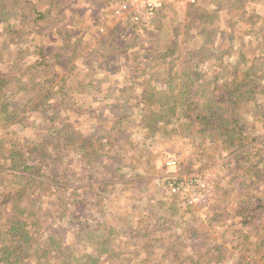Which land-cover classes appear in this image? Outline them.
<instances>
[{
	"label": "rangeland",
	"instance_id": "obj_1",
	"mask_svg": "<svg viewBox=\"0 0 264 264\" xmlns=\"http://www.w3.org/2000/svg\"><path fill=\"white\" fill-rule=\"evenodd\" d=\"M85 1L90 0L69 1L65 11L61 10L62 14L59 11L61 3L51 8L55 30L42 21L38 23L41 26L38 35L27 34L30 23L24 21L18 26L24 32L17 44L10 43L12 58L17 59L20 55L22 59L23 72L16 73V77L23 82L17 94L14 88H7L15 94L13 98H9L7 92L0 101V195L14 187L17 181L8 175L6 157L14 148L11 146L20 144L24 149L31 145L30 142H41L46 137L49 141L57 135L59 125L69 126L82 137L88 132V135L94 134L99 138L100 151L96 152L99 157L93 156L91 161L83 158L89 159L90 163L80 164L78 156L85 150L81 140H71L57 152L60 160L53 166L56 167L54 173L60 175L50 172L46 174L49 179L39 178L52 184L47 187L51 194L40 192L38 195L32 189L35 193L33 199L38 197L42 204L40 207L50 210L54 218L67 213V210L72 215L73 210L74 223H68L67 217L63 218L64 222H54L42 210L40 224L45 228L41 229V236L61 239L66 252L74 249L75 253H82L88 239L86 235L82 236L85 237L82 241L76 238L74 224L83 223L84 228L95 235L100 234L102 228H113V233L124 232L123 237L119 232L114 237L117 238L113 243L117 255L109 261L111 264H142L146 258L142 252L145 248L148 264H264V209L255 208L257 200H264V143L250 149V161L245 172L235 167L233 154L237 151L222 148L219 153L218 144L202 146L200 141L192 144L189 137L183 136L174 126L170 129L176 133L160 138L143 129V125L139 126L143 124L137 115L142 111L138 101L143 89L138 83L152 79V75H147L151 70L150 60L143 59L155 58L153 53L169 42L174 43L178 53L185 49L184 46L190 47L191 37H187L183 29L186 5L193 0H150L162 5L155 16L143 12L141 0L135 4V9L119 14L118 8L127 0L103 1L96 7ZM205 1L201 5L215 12L216 3H228V0ZM49 5L47 0H40L36 9L40 12ZM65 5L67 2L62 7ZM245 7L246 11L253 10L259 17L256 23L250 22L246 28H264V0H245ZM233 11L235 5L232 4L217 11V20L223 24L219 28L223 32L230 30L227 24L232 22L228 13ZM22 14L29 17L27 10ZM134 15H138V20L133 24L131 17ZM30 16L33 17L32 14ZM103 17H107L106 20ZM61 28L63 37L56 33V29ZM64 30L70 34L65 35ZM114 32L121 47L138 50L128 52L127 62L122 56L118 63L112 64V57L105 59L108 53L103 47L106 45L98 46L100 39L109 33L115 36ZM236 40H233L234 44L240 46V39ZM63 44H70L71 51L76 49V56H72L70 61L71 54H64L62 50L61 56L55 57ZM226 45L223 44L224 49ZM35 46L46 52L49 50L47 60H34V55L28 59ZM147 51L150 52L148 57L143 58ZM235 61L233 57L228 63ZM48 73H54V81H50ZM64 76L68 78L67 85H76L83 79L87 80L86 83L93 81L94 86L100 83L99 95L94 98L91 94L81 95L74 86H70L69 89L64 88L67 95L62 97L58 82ZM26 89L32 90L26 92ZM33 92L35 95L30 97ZM45 93H50L49 105L62 107L54 110L57 124L51 121L53 112L44 113V109L35 107ZM55 98H64L63 104ZM258 98L257 103L241 116L246 135L257 137L255 142L264 139V95ZM99 100L102 101L99 103ZM87 104L91 107L86 110L88 106L84 105ZM14 105L18 107L16 111ZM114 105L116 110L110 113V107ZM80 106L84 109L80 110ZM159 108L152 105L147 109L158 111ZM259 109L263 114H258ZM118 116L122 119L116 123ZM153 138L156 143H152ZM140 145L144 147L140 148ZM121 149L125 156L119 159L116 156ZM133 154L139 156L133 158ZM130 156L132 158L129 159ZM33 186L36 191L39 189ZM19 187L23 188L22 185ZM173 187L179 189L176 194H172ZM26 192L24 189L25 197L28 195ZM249 201L252 202L249 203L252 204L249 205L250 210L257 209L255 214L252 212L257 218L249 226H243L236 211L240 207L246 208ZM11 202L0 200V220H9L14 213ZM94 247L89 244V250ZM165 251L166 256H162ZM55 255L54 252L43 255L41 264L63 263L64 256ZM33 261L25 264H35V259ZM105 261L102 259L101 263L105 264Z\"/></svg>",
	"mask_w": 264,
	"mask_h": 264
},
{
	"label": "trees",
	"instance_id": "obj_2",
	"mask_svg": "<svg viewBox=\"0 0 264 264\" xmlns=\"http://www.w3.org/2000/svg\"><path fill=\"white\" fill-rule=\"evenodd\" d=\"M39 1L0 0V101H2V95L7 92L9 93V98H13L15 94L7 91V88H14L13 91L17 94L21 89V82H23L21 78L16 77V73L22 74L23 72V69H21L22 59L20 55L16 57L17 59H13L9 53L10 46L17 44L21 33L24 32L18 26L24 21L30 23V30L25 33L31 35H38L41 31V26L38 23H42V21L46 22L48 28L54 29L52 27L54 21L51 17V8H56L61 3L59 11L62 14L61 10L64 12L69 1L74 0H47V3L50 4L49 7L47 9L44 7L40 12L36 9ZM103 1L110 0H90L85 2H88L89 6L96 7L102 4ZM66 2L67 5L62 7ZM202 2L206 1L202 0ZM202 2L193 0L191 3H187L185 8L186 25L183 32L187 37H191L190 47L184 46L185 49L178 53L174 43L169 42L167 45H163L162 49L160 48L158 49L159 51L156 50L153 53V56L156 55L155 58L148 59L147 55L150 53L148 51L143 53V58L148 57L143 60H150L151 65L149 68L151 70L148 71L147 75H152V79L147 81V83H138L143 89L142 91L140 90L141 95L138 101L142 111L137 114L143 124L139 126L143 125V129L149 131L150 134H156L159 138L165 135L172 136L176 133L175 130L170 129L174 126L179 129L183 136L189 137L192 144L197 143L196 141H200L202 146L207 143L210 146L218 144L219 153H221L222 148L237 151L233 154V159L236 163L235 167L238 171L246 172L248 170L246 165L250 161L248 156L250 149L257 147L259 144L263 146L264 143V139L255 142L257 137L246 135V127L241 123L242 113L248 112L257 103L259 100L258 96L263 97L264 95V28L252 27L247 29V24L250 22L256 23L259 17L253 10L246 11L245 0H228V3H216L217 11L222 10L225 5H235V11L228 13L232 22L227 24V28H230V30L223 32L220 29L223 24L217 20L219 18L218 12H215V10L209 11L207 7L201 5ZM26 10L29 12L28 18L22 14ZM31 14L33 17L30 16ZM106 18L103 17V20H106ZM236 30H238V35H236ZM56 33L63 37L60 35L63 34L62 28L56 29ZM64 34L68 36L70 32L64 30ZM112 34L109 33L107 37H103L105 41L102 38L98 42L100 48L102 44L106 45L103 47V50L106 49L108 53L105 55V59L110 56L113 59L112 64H115L123 56L126 62L129 61V54L135 49L127 48V46L125 48L121 47L119 38L116 36L117 33H115V36ZM235 38L237 39L236 42L240 39V46L234 44L233 40ZM223 44H227L226 49H224ZM70 46V44H63L58 48L56 59L61 56L62 50L64 54H71L69 61L72 60V56H76V49L71 51ZM33 50L31 56L29 55L28 57L29 60L33 58V55L35 56L34 60L40 58L47 60L49 50L46 52L39 46H35ZM129 51L130 53L128 54ZM17 54L20 53L18 52ZM233 57L236 58V61L228 63ZM53 74L48 73L47 75L50 81L55 80L56 76ZM66 80L68 78L64 76L58 82L60 85L59 92H63L62 97L67 95L64 88L69 89L70 86H74L75 91H78L81 95L91 94L93 98L99 95L97 89L101 88L99 87L100 83L94 86L93 81L86 83L87 80L83 79L76 85H67ZM31 90L26 89L24 91L30 92ZM33 95H35L34 92L30 97ZM49 96L50 93H45L35 107H41L42 110H45L44 113L53 112L51 121L57 124V116L55 115L57 113L54 110L62 107L58 104H56V108L49 105ZM55 100L63 104L64 98L62 100L55 98ZM101 101L99 100L98 102L100 103ZM152 105L159 106L160 111L147 109ZM84 106H88L85 108L86 110L91 107L88 104ZM107 106L111 105L108 104ZM17 108V105H14L15 111ZM79 109L84 108L80 106ZM110 109V113L113 112L112 110H116L115 105L110 107ZM118 113L120 115L121 111ZM260 113L263 114L261 109L258 110V114ZM121 117H117L116 123L122 119ZM161 130L164 131L161 132ZM56 133L57 135L53 139L48 141L49 138L46 137L41 142H30L31 145L24 149H22L20 144L12 145L11 147L14 148L6 157L9 162L8 169L10 173L8 175L15 177L17 181H15L14 187H9V191L4 195H0L1 202L12 201L10 205L14 212L10 215L9 220H0V264H25L34 259L35 264H41V257L51 252H54L58 257L64 256L61 264H103L101 263L102 259L106 260L105 264H109V261L117 255L116 246L113 243L117 240L114 237L119 231L113 233V228H102L99 231L100 234L95 235L87 230L88 228L85 229L83 223L74 224L77 232L76 238L82 241L85 238L82 236L86 235L88 239H86L88 242L85 241L82 253H75L74 249L70 248L66 252L67 249L61 246V239H54V237L49 235L45 237L40 235L41 229L45 228H42L40 224L42 210L46 212L45 216L49 219L52 217L51 220L54 222H64L63 218L67 217L68 223H74L72 215L75 212L73 210L72 215L67 210V213L64 212L54 218L50 210L40 207L42 204L38 197L33 199L36 192L38 195L41 194L40 192L51 194L47 187H51L52 184L39 178L49 179L46 174L56 171V167L53 165L60 160L57 152L62 151L63 148L71 143V140H74V142L81 140V145H85V150L80 153L78 158L80 164H83L90 163L93 156L98 158L99 155L96 152L100 151V148H98V146L100 147V140L94 134L88 135L89 133L87 132V135L82 137L80 134L75 133L74 130H71L69 126L61 127V125L58 126ZM154 140H152V143H156L157 140ZM143 147L140 145V148ZM123 151V149L119 150L116 157L119 156V159H121L122 156H125L122 153ZM136 156L139 155L133 154V158ZM83 158H90V161ZM130 158L132 157L130 156ZM54 174L55 176L60 175L58 173ZM50 180L55 181V179ZM20 185L23 188L19 187ZM33 185L39 189L36 191ZM24 189H27L26 193L28 195L26 197L24 196ZM32 189L35 193L32 192ZM249 203L252 202L249 201L246 204V208L240 207L236 211V215L241 218L243 226H249L257 218L254 215L257 209L250 210L249 205L252 204ZM255 208L264 209V200H257ZM132 227L133 225H130V228ZM82 231H85L84 234H81ZM123 234L124 232H119L121 237L124 236ZM89 244H93L95 247L89 250ZM142 252L146 256L142 264H148L149 258L146 248ZM166 253L167 251L162 256H166Z\"/></svg>",
	"mask_w": 264,
	"mask_h": 264
},
{
	"label": "built area",
	"instance_id": "obj_3",
	"mask_svg": "<svg viewBox=\"0 0 264 264\" xmlns=\"http://www.w3.org/2000/svg\"><path fill=\"white\" fill-rule=\"evenodd\" d=\"M142 1V6H143V12L145 14H147L148 16H155V14L158 13V11L160 10V8L162 7L161 4H155L154 2L150 1V0H141ZM139 2V0H127L125 2H123L120 7L117 10V14L119 13H124L125 11L129 10L131 11V9H135V4ZM131 6V7H130ZM138 15H134L131 17V22L134 24L135 22H137L138 20ZM151 18V17H149ZM170 187H172V185H169ZM179 189L175 187H173L172 189V194H176L177 191Z\"/></svg>",
	"mask_w": 264,
	"mask_h": 264
},
{
	"label": "crops",
	"instance_id": "obj_4",
	"mask_svg": "<svg viewBox=\"0 0 264 264\" xmlns=\"http://www.w3.org/2000/svg\"><path fill=\"white\" fill-rule=\"evenodd\" d=\"M154 21V20H153Z\"/></svg>",
	"mask_w": 264,
	"mask_h": 264
}]
</instances>
